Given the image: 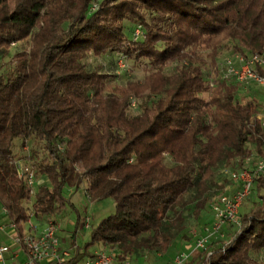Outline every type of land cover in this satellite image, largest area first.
<instances>
[{"label": "trees", "instance_id": "trees-1", "mask_svg": "<svg viewBox=\"0 0 264 264\" xmlns=\"http://www.w3.org/2000/svg\"><path fill=\"white\" fill-rule=\"evenodd\" d=\"M26 40L14 75L0 76V202L22 232L31 213L57 222L84 182L91 201L112 198L115 212L90 241L80 247L72 236L75 260L97 245L121 260L169 254L186 229L187 195L195 192L197 218L213 212L218 169H252L253 150L264 158L263 104L219 74L231 45L232 55L264 53V0H0L1 55ZM91 54L144 64L149 74L119 85L89 68ZM17 140L28 147L19 156ZM16 160L34 173L33 195ZM253 193L257 206L185 264H264V175Z\"/></svg>", "mask_w": 264, "mask_h": 264}, {"label": "rangeland", "instance_id": "rangeland-1", "mask_svg": "<svg viewBox=\"0 0 264 264\" xmlns=\"http://www.w3.org/2000/svg\"><path fill=\"white\" fill-rule=\"evenodd\" d=\"M131 29H134L131 28ZM30 49V40L20 42L13 45L5 54L0 53V76L8 77L12 76L15 73V55L29 51ZM234 49L232 45L230 48L226 49L219 59V70L222 69L224 62L227 58L232 56ZM119 58L115 55H108L106 57H95L94 55H89L86 59V63L89 65L90 69H102V72L112 74L116 77V82L119 85H125L128 81H143L144 78L149 74L148 69L144 64H135L133 61H124V67L119 65ZM210 72L215 71L214 67L210 66ZM174 67L168 69V72H172ZM243 95L255 97L262 104H264V87H261L257 84H250L246 88L243 87ZM139 111L135 110L133 114H137ZM22 141H15V151L18 153V156L22 154L21 147ZM29 145L37 152V160L43 161L46 158V154L43 153V148L39 144H34L31 140ZM253 149V146H250ZM26 152V150H25ZM21 153V154H20ZM258 156L253 150V158L248 161L245 165L248 167L254 168V165L251 161H258ZM19 159V158H18ZM24 166V161L23 164ZM256 166V165H255ZM25 167V166H24ZM26 168V167H25ZM231 171L229 166H221L214 178L215 184L217 187L213 189L214 194L216 195L215 200L224 195H230L234 191L235 183L230 179L228 172ZM42 180L49 184L48 181H45L46 178ZM41 180V182H42ZM87 183L84 182L79 190H71V200L74 206H68L62 216L57 218V223L60 225L58 236L63 242L65 248H70L71 238L75 235V240L78 246L83 247L91 239V231L97 226L102 219L113 214L115 212V202L112 198H108L102 201H91L87 193ZM221 187V188H220ZM195 192L191 191L187 195V199L190 202L188 207L182 211V215L185 218V231L182 233L177 240L175 241L169 254L162 253H151L148 254L144 260L139 262V260H134V264H168L172 262L175 256L181 253H189L195 248V242L197 239L202 237L205 234V229L211 226L213 223V212H202L200 218H197L194 215L195 201H194ZM215 197V196H214ZM260 202V196L257 193H253L249 198L245 200L240 210L250 211ZM25 206H30V203H25ZM212 206V205H211ZM209 207V210H212V207ZM34 223H38L33 218ZM87 222L90 225L89 229L85 228ZM11 219L9 216L4 214V207L0 202V225L6 226V231L0 233V244H10L9 234L13 233V230L10 227ZM40 226L45 223H38ZM183 234L189 235L192 238L184 240L182 238ZM190 238V237H189ZM73 248V247H72ZM93 252L98 251H111L117 253L116 250L111 249L108 246L97 245L92 249ZM197 251L193 252L191 258L195 255ZM190 258V259H191Z\"/></svg>", "mask_w": 264, "mask_h": 264}, {"label": "built area", "instance_id": "built-area-1", "mask_svg": "<svg viewBox=\"0 0 264 264\" xmlns=\"http://www.w3.org/2000/svg\"><path fill=\"white\" fill-rule=\"evenodd\" d=\"M96 8L95 5L93 9ZM134 34L136 37H140L141 28L138 27ZM119 65L125 66L123 59L119 61ZM260 68H264V53L247 56L237 53L225 60L219 74L224 79H232L238 82L244 88L253 83L264 87V76L258 72ZM132 107H136L135 100L132 101ZM260 121L264 128V104ZM24 150L28 151V147H25ZM22 164L23 161L21 160L15 162L19 177L25 179L30 194L33 195L36 185L34 173L25 169ZM228 175L235 183V188L232 194L219 197L212 205L214 220L211 226L207 227L205 234L197 239L195 248L191 252L175 256L172 262L168 264H185L190 260L193 252L203 249L213 236L220 235L226 224H239L240 208L252 194L255 177L264 175V158L258 159L253 169L231 170ZM7 213V209H4V214ZM33 218L31 213L22 232L11 222L10 227L13 233L9 234L10 244H0V264H9L10 260L13 261V264H134L130 259L121 260L117 253L111 251H95L92 257L75 260L74 249L72 247L65 248L58 236L60 225L57 222L49 221L40 226V224L33 222ZM85 228H90L88 222ZM4 231H6V226L0 225V233ZM18 249L25 254L24 260H19L18 253H15L12 258L9 257Z\"/></svg>", "mask_w": 264, "mask_h": 264}, {"label": "crops", "instance_id": "crops-1", "mask_svg": "<svg viewBox=\"0 0 264 264\" xmlns=\"http://www.w3.org/2000/svg\"><path fill=\"white\" fill-rule=\"evenodd\" d=\"M15 250V249H14ZM15 253H18L19 254V260H24L26 258L25 254L21 251V250H16L14 251V253H12L9 257H13ZM9 264H13V261H9Z\"/></svg>", "mask_w": 264, "mask_h": 264}]
</instances>
